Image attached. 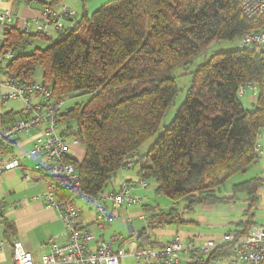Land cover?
Masks as SVG:
<instances>
[{
	"label": "trees",
	"instance_id": "trees-1",
	"mask_svg": "<svg viewBox=\"0 0 264 264\" xmlns=\"http://www.w3.org/2000/svg\"><path fill=\"white\" fill-rule=\"evenodd\" d=\"M262 29L263 18L244 17L241 0H114L61 31L47 48L18 54L6 73L31 85L41 68L42 81L56 98L88 96L61 113V122L78 127L77 138L85 147L82 162L70 160L79 174L80 192L97 196L122 169L136 167L140 179L157 183L158 195L174 204L184 202L189 213L233 202L235 198L218 197V189L256 162L255 147L264 129V50L220 52L190 73L186 100L173 122L147 154L140 150L159 131L180 92L171 77L174 70L190 65L212 43L240 42L248 32ZM4 36L6 49L22 42L28 46L34 38L47 40L42 33L28 34L11 25ZM246 84L258 88L253 110L238 95ZM15 116L0 117L13 123L19 119ZM140 157L144 164H138ZM263 185L261 179L233 185L234 196L250 198L247 221L236 233L256 225L254 211ZM157 218L158 226L187 223L176 209ZM229 252L223 246L204 263L188 264H210Z\"/></svg>",
	"mask_w": 264,
	"mask_h": 264
},
{
	"label": "built area",
	"instance_id": "built-area-1",
	"mask_svg": "<svg viewBox=\"0 0 264 264\" xmlns=\"http://www.w3.org/2000/svg\"><path fill=\"white\" fill-rule=\"evenodd\" d=\"M3 0H0V3ZM40 0H32L38 3ZM241 10L249 20L264 19V0H241ZM76 19V13L65 5L45 6L40 22L37 21L39 32L47 30L51 24H58L63 19ZM13 22L10 11L0 10V24L4 31L9 29ZM76 23L70 24L67 29H73ZM22 32L31 33L29 23H25ZM0 41V71L5 80L0 81V87L6 86L8 92L0 91V109L11 100H21L25 104L22 117L6 128L0 129V174L11 170H23L24 177L30 183L42 185L41 198L47 207L54 210L64 222L68 242L64 245L53 244L48 254L40 259V264H121L127 257H135L144 264H180L184 255H189L194 263H204L216 249L228 246V255L219 259L224 264H264V224L254 225L247 233L230 232L225 234L221 241H206L196 246L175 237L162 249H137L128 251L124 248L113 250V244H124L126 238L117 235L109 242H100L96 248L90 243L94 240L93 234L81 226V210L77 205L78 198L86 200L94 207V225L101 231L114 222L105 206L111 201L115 209L131 208L141 203V198L134 192L136 187L146 189L148 181L140 179L136 184L125 182L119 190L102 192L97 196L89 197L80 192V180L76 166L70 162L73 155L70 151L69 140L78 144V127L61 122L66 98H56L52 90L41 80L34 84L21 83L12 79L7 73L8 65L17 58L18 54L27 52L26 43L22 42L13 49L3 47ZM241 49L250 47L263 48L264 29L248 32L240 41ZM256 87L255 84L242 85L238 91L239 97L245 94V88ZM33 131L39 132L32 149L24 156H16L13 142L20 136ZM256 161L262 155L260 147H255ZM145 159L140 157L138 164H144ZM26 162L33 164L27 172ZM132 164H128L131 167ZM76 191L73 197L65 194ZM4 208L0 205V219ZM5 243L0 242V249ZM13 264H35L32 252L27 251L22 243L15 240L12 244ZM213 260L210 264H217Z\"/></svg>",
	"mask_w": 264,
	"mask_h": 264
},
{
	"label": "crops",
	"instance_id": "crops-1",
	"mask_svg": "<svg viewBox=\"0 0 264 264\" xmlns=\"http://www.w3.org/2000/svg\"><path fill=\"white\" fill-rule=\"evenodd\" d=\"M54 1H57L58 4L53 6L61 4L73 10L76 13V19L72 20L65 18L58 24L59 26L51 24L47 30L39 32L37 21L40 22L42 18L43 7L52 4ZM113 1L114 0H40L38 3L34 4L26 0L17 2L3 0L0 3V10H8L12 13L13 22L11 27L21 31L24 24L27 22L29 23L31 33L44 34V36L47 37V40L42 41H45L50 45L58 38L59 33L66 30L70 24L77 23L84 17V15L91 16L98 9L112 3ZM4 33V26L0 24V41L5 39ZM32 41L33 39L30 43H32ZM29 46L30 45L27 46V52ZM0 81H6L4 74L1 71ZM250 88L253 90V94L249 95V99L246 101L248 102L247 106L244 107L248 110H253L256 107L259 92L256 87ZM0 91L8 92V88L2 86L0 87ZM11 101L1 107L0 116L13 113L17 115L15 118H18L19 114L25 110V104L21 100ZM18 102H21L24 105V108L20 111H15L9 107L12 103ZM10 124H12V121L4 122L0 117V129L6 128ZM38 134L39 132L33 131L29 134L22 135L15 140L12 144L15 155L19 157L26 155L32 149L34 140ZM257 146L260 147L262 155L256 162L250 165L246 171L242 172L243 175H246L245 181L242 182L252 179L264 180V129H262L258 136ZM27 148H29L28 151ZM32 167V163L26 162L27 172H30ZM247 175L250 177H247ZM139 180V170L136 167L131 170L122 169L114 178L111 186L106 192L119 190L121 185L125 182L136 184ZM148 187L146 189L136 187L134 192L141 198L140 205L136 207L115 209L111 201L107 200L105 206L107 211L114 216V222L103 231L99 230L94 225V207L82 198L77 201V205L81 210V226L88 229L94 236V240L90 243L92 248H96L100 242H109L112 237L117 235L125 237L126 242L124 244H113V250L124 248L128 251H135L140 248H162L161 246L167 245L175 237H180L185 242H191L192 244L199 246L210 240L221 241L222 237L227 233L242 231L243 228L240 227L239 224L247 221L245 213L250 204V198L246 194H238L234 196V193L232 192L233 185L229 190L225 191L224 195H217L220 198L232 200L235 198V200L226 205L205 206L199 208L197 210L201 213L199 217L201 221L199 222L185 220L182 215L179 214L178 210L174 208V203L170 200L171 204L165 200H161V203L151 205L149 200L146 201V198L149 195L147 194ZM156 190L157 187H155L154 193L155 195H158ZM42 191V185L30 183L25 179L23 170H11L0 174V205L4 208L3 217L0 219V242L3 241L5 243L4 247L0 249V264H13L12 244L15 240L22 243L27 251L33 253L35 264H40L41 257L50 252L53 244L64 245L68 242L69 238L64 222L54 210L47 207L46 202L40 196ZM258 200V205L255 211L258 210L259 207L261 210H264V203L260 206L261 200L264 202V185L258 192ZM241 201L244 203L239 205L237 202ZM171 209H176L182 220L187 222L186 224L195 226L201 224L215 229L226 227L228 231L224 234L211 233L204 235L199 234L195 230H181L178 233L177 231L172 230L171 226H183L186 224H162L161 226L155 224V222L159 221L157 217L160 214L168 213ZM239 212L243 213L244 218L239 222L231 221L228 223L230 225H227V223H223V221L220 223L216 221L219 218L222 220H228L230 216H234L235 220V217ZM213 213L218 214V217L213 218ZM255 217L254 212L253 222L258 224L255 221ZM208 218H213V220ZM123 224L129 225V234H126L127 231ZM134 225L138 228L137 231H135ZM231 227L233 229L229 230ZM125 259L126 258L122 259L121 262ZM189 260L190 256L184 255L181 258L180 264H188Z\"/></svg>",
	"mask_w": 264,
	"mask_h": 264
},
{
	"label": "rangeland",
	"instance_id": "rangeland-1",
	"mask_svg": "<svg viewBox=\"0 0 264 264\" xmlns=\"http://www.w3.org/2000/svg\"><path fill=\"white\" fill-rule=\"evenodd\" d=\"M239 45L240 42L239 41H234V42H229V41H221V42H215L212 43L202 54H200L196 59L193 60V62L186 66V67H181V68H177L176 70H174L171 74V77L175 79L177 86L180 90L173 106L170 108V110L167 112V114L165 115L162 124L160 126L159 131L141 148L140 150V154L141 155H145L147 154L151 148L154 146L155 142L159 139V137L163 134V132L165 131L166 128H168L171 123L173 122L179 108L182 106V104L184 103V101L186 100L187 97V91L189 89L190 86V73L194 72L199 66L205 64L206 62H208L211 57L215 54H218L220 52H224V51H228V50H236L239 49ZM49 46V44L45 41H42L41 39H36L34 38L32 43L30 44V46L28 47V52L33 51L35 48H42L45 49ZM250 50H254L256 49L257 52H260L263 50V48H257V47H250ZM42 69L38 68L37 73H36V81L39 82L42 80ZM3 77V76H2ZM253 94V90L250 87L245 88V94L243 97H240L241 102L243 103V105L246 107L247 106V99H249V95ZM88 100V96H81L78 98H75L74 96L71 97H67L66 98V104L64 107V110L66 109H70L72 108L76 103L79 102H85ZM12 102V101H11ZM9 107H11L13 110L15 111H20L22 108H24V105L21 102L18 103H12ZM74 126V125H73ZM69 146H70V151L73 155V158L78 161V162H82L84 157H85V147L83 144H81L80 142L78 144H73L71 140H69ZM29 150V148H27V151ZM251 176V174H250ZM249 175H247V177H250ZM246 179V175H243V173H239L235 176H233L232 178H230L227 183L221 187L220 189H218L217 194L218 195H224L225 191L229 190L230 187L234 184L240 183L242 181H245ZM148 190H147V194H149L146 198V201H150L151 205H154L155 203H161L162 201H166L169 204H171V202L169 201V199H167L165 196L163 195H155L154 191H155V187H157V183L154 180H149L148 181ZM81 198H78V200ZM239 205H241L244 202H237ZM264 202L261 200L260 202V206H262ZM140 205V204H139ZM162 205V204H161ZM184 206L185 203L184 202H180L177 204H174V208H176L179 212L180 215H182V217L185 220H189V221H201L200 220V215L201 213H199V211H197L199 208H197L194 212H186L184 210ZM136 207V206H134ZM163 207V205H162ZM132 208V207H131ZM255 212V221L258 223V225L264 224V210H261L260 207L258 208V210L254 211ZM218 217V214L213 213V218ZM213 218H208L210 220H213ZM230 219V220H229ZM228 220H222V219H218L216 220L217 222H222L223 223H227V225L229 222L231 221H235V222H239L240 220H243V213L239 212L237 214V216L235 217L234 220V216H230ZM215 220V219H214ZM125 230L127 231L126 234L130 233L129 230V225L127 224H123ZM233 227V226H232ZM230 228L229 230H232L233 228ZM172 230L177 231L179 233V231L181 230H195L197 231L199 234H215V233H226L228 230L226 227H221L219 229H215L212 227H208V226H204V225H173L171 226ZM134 229L135 231L138 230V228L135 227L134 225ZM126 250V249H125ZM217 264H224V262H222L223 260L219 261V259H217ZM189 262H191V259L189 260ZM121 264H144L143 261L133 257H128L125 260H123L121 262Z\"/></svg>",
	"mask_w": 264,
	"mask_h": 264
}]
</instances>
